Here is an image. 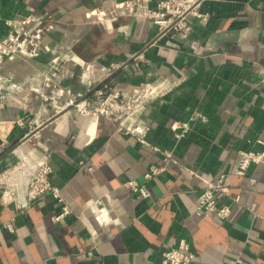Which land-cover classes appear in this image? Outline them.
Wrapping results in <instances>:
<instances>
[{
  "label": "crops",
  "instance_id": "1",
  "mask_svg": "<svg viewBox=\"0 0 264 264\" xmlns=\"http://www.w3.org/2000/svg\"><path fill=\"white\" fill-rule=\"evenodd\" d=\"M118 1L0 0V35L10 32L6 18L27 19L29 30L57 23L44 38L55 51L6 61L0 71V173L48 161L72 210L56 222L61 207L51 195L25 203L22 184L18 200L8 201L0 187V264H158L180 238L190 241L194 264H264V164L233 174L240 149L264 150V0L207 1V21L190 17L186 33L163 35L148 19L97 22ZM57 54L65 59L62 83L75 92H85L88 79L126 91L158 86L144 112L149 144L103 116L55 113L31 92ZM72 56L96 68L88 74ZM112 60L126 65L106 76ZM177 122L191 125L186 136ZM152 165L164 170L147 177ZM222 174L230 175L220 200L231 216L198 214L199 194ZM130 180L149 195L130 191Z\"/></svg>",
  "mask_w": 264,
  "mask_h": 264
},
{
  "label": "built area",
  "instance_id": "2",
  "mask_svg": "<svg viewBox=\"0 0 264 264\" xmlns=\"http://www.w3.org/2000/svg\"><path fill=\"white\" fill-rule=\"evenodd\" d=\"M207 1L210 0H122L103 12L97 18V22L112 23L125 15L153 21L158 26L159 35L170 32L186 33L189 30L190 17L208 20L209 15L202 12V7ZM26 22L27 19L24 18L3 20L10 32L0 35V71L6 61L21 59L29 62L44 52L55 51L54 47L45 43L44 38L57 27L56 21L50 19L41 21L31 30L27 29ZM140 56L141 53L135 57ZM64 60L59 54L55 55L48 70L42 72V84L39 86L30 84L29 90L39 94L54 108L55 113L74 109L91 119L103 116L113 122L119 131L135 137L140 143L149 144L148 136L152 127L144 118V112L150 100L161 92L158 86L144 83L131 91H126L109 83L97 86L94 80L88 79L87 90L75 92L62 83L66 76L63 70L60 71ZM75 60L88 74L96 68L93 63ZM125 65V61H110L104 66L106 76L112 75ZM174 127L180 131V137L186 136L191 130L189 122H177ZM155 148L161 151L165 160H174L172 151ZM259 163L264 164V150L240 149L239 161L233 174L246 175L252 164ZM163 170V167L152 165L147 177L159 174ZM52 171L50 163L46 160L31 168H27L24 163H17L3 171L0 173V187L4 191V200L17 201L23 184L22 199L25 203L33 202L45 195H51L56 199L61 209L54 216V221L63 223L72 214V210L66 203L60 186L53 181ZM229 178L230 175L222 174L216 182L209 183L204 188L198 196V214L214 213L220 219H228L231 216V204L222 203L220 200L221 196L229 195ZM126 186L135 194L144 197L149 195L148 189L135 180L128 181ZM233 202L239 203L240 198H233ZM8 228L11 229L9 225ZM195 259L196 253L190 241L187 238H180L175 245L163 251L158 264H194ZM236 264L246 262L239 258Z\"/></svg>",
  "mask_w": 264,
  "mask_h": 264
}]
</instances>
